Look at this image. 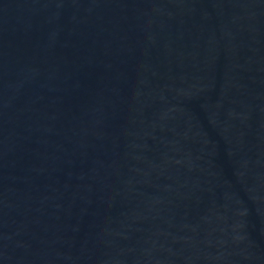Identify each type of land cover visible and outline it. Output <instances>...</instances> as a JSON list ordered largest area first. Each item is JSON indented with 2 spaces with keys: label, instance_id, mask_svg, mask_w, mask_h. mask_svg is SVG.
Instances as JSON below:
<instances>
[{
  "label": "water",
  "instance_id": "water-1",
  "mask_svg": "<svg viewBox=\"0 0 264 264\" xmlns=\"http://www.w3.org/2000/svg\"><path fill=\"white\" fill-rule=\"evenodd\" d=\"M0 264H264V0H0Z\"/></svg>",
  "mask_w": 264,
  "mask_h": 264
}]
</instances>
